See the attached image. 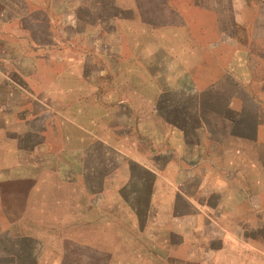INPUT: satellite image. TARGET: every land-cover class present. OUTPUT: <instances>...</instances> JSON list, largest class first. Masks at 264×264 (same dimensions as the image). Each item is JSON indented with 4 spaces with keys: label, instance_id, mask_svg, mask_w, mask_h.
<instances>
[{
    "label": "rangeland",
    "instance_id": "obj_1",
    "mask_svg": "<svg viewBox=\"0 0 264 264\" xmlns=\"http://www.w3.org/2000/svg\"><path fill=\"white\" fill-rule=\"evenodd\" d=\"M109 1L0 0V39L4 41L7 68L12 75L19 73L22 81L36 91L46 90L47 94L50 93L56 107L54 115L61 111L67 101L69 119L78 121L85 131L82 138L75 129H68L66 146L69 165L73 169L77 165L78 174L72 171L74 176L77 175L70 181L68 189L63 188L62 193L55 192L60 189L55 179L46 181L44 177L39 185L36 184L37 189L26 193V203L22 206V188L10 182L0 184V230L11 232L15 228L22 232L27 227V221L14 223L9 217L24 210L32 217L59 212L68 213L70 219H74L77 213L101 211L115 212L118 217L124 218L129 211L121 202L123 199L128 200L132 208H139L147 201V195H132L139 188L145 193L147 191L148 183L143 182L144 172L147 173L145 168L153 171L156 179V169L164 174H158L159 179L152 183L150 202L155 200L164 211L173 210L174 207V211L181 215L188 212L184 202L175 199L172 191L162 183L167 182L170 188L174 184L176 174L172 170L167 171L166 167L169 164L171 168H179L174 163L178 148L171 140L166 145V141L160 142L152 134L145 137L141 130L146 124L149 132L155 129L153 114L156 110L171 121L174 112L181 115L177 111L179 109L169 106L176 101V95L169 90L164 98L166 103H170L156 108L157 90L163 85L166 90H171L173 83L206 87V93L202 90L203 94L198 91L191 94V98L179 97V102L188 99L196 104L201 102L203 109H198V114L203 116V121L216 117V106L228 101L238 106L247 119L255 114L257 108L253 99L260 98L257 90L264 63L252 67L249 74L243 70L242 75L236 77L235 73L242 68L237 69L238 60L229 59L228 52H216L210 58L186 39L202 41L208 37L215 38L218 28L214 19L217 13H213L212 19L203 10L190 11L186 5L188 0H138L133 2L135 18L161 25V28L150 36L138 22L134 23L129 34L128 27L123 23V13L122 22L115 27L100 21L105 15L117 14L112 7L105 8ZM196 1L200 3V0ZM174 7L176 12L171 9ZM253 14L248 12L250 20L242 28L235 29L229 28L232 17L228 14L223 23L227 33L230 36H259L262 32L251 21ZM247 64L253 63L248 61ZM229 70L234 75L224 73ZM144 104L148 106L147 109ZM261 106L264 110V103ZM195 110L196 107L193 116ZM146 111L148 116L143 118ZM198 114L195 112L196 116ZM225 116L228 119L236 117L231 112ZM29 126L35 127L36 124L30 122ZM208 127H211L209 123ZM60 129H54L55 137ZM175 139L178 140L177 137ZM59 141L54 138L49 142L56 147ZM164 147L169 148V154ZM1 158L7 163L14 161L11 155ZM124 184H128L127 187H123ZM99 189L102 197L96 199ZM59 195H62L63 204L46 203L50 197ZM46 222L39 220L40 224ZM131 222L118 219L115 227L102 219L98 226L105 229L106 234L110 228L116 232L112 240L115 245L114 259L139 264L141 258H152V253L148 255L136 242L137 235L130 230ZM191 222L194 223V220L189 223L181 218L177 223L187 233ZM228 222L231 225L233 221L229 219ZM195 227H199V223ZM85 229L93 228L90 225ZM8 238L5 234L0 236V264H15L10 258L13 243ZM104 238L109 241V234ZM183 238L188 243L187 237ZM185 243L180 252H175V256L180 255L181 264H187L183 259L194 255ZM210 246L217 249L218 243L210 242ZM6 249L11 250L6 252ZM172 255V251L165 252L166 264L173 263L170 262Z\"/></svg>",
    "mask_w": 264,
    "mask_h": 264
},
{
    "label": "crops",
    "instance_id": "obj_2",
    "mask_svg": "<svg viewBox=\"0 0 264 264\" xmlns=\"http://www.w3.org/2000/svg\"><path fill=\"white\" fill-rule=\"evenodd\" d=\"M134 1L138 0H110L104 6L112 7L117 14L105 15L100 21L115 27L122 22L123 13V23L128 27L129 34L132 33L134 23L138 22L150 36L158 33L161 25L135 18ZM186 5L190 11L203 10L212 19L213 13H217L214 19L218 28L216 37L204 38L202 41L188 37L186 39L189 44L201 48L210 58L216 52H228L229 59L238 60L237 69L242 68L235 73L236 77H240L243 70L249 74L252 67L264 63V0H200V3L188 0ZM171 9L176 12L175 7ZM248 12L254 13L251 21L262 33L259 36H230L223 24L225 17L228 14L232 17L229 28H242L250 20ZM173 60L176 61L174 57ZM248 61L253 64H247ZM6 63L4 41L0 39V184L10 182L21 187L20 201L23 206L26 193L36 188V184L39 185L44 177L46 181L55 179L57 188H60L55 192L62 193L63 188L68 189L70 181L78 174L77 165L76 169L69 165V150L66 146L68 129H75L82 138L85 131L78 121L69 119L67 101L64 106L61 105V111L54 115L56 107L52 95L47 94L45 89L44 92L36 91L22 81L19 73L12 75ZM224 73L234 75L230 70ZM260 77L257 90L260 98L253 99L257 109L254 116L248 119L232 101L216 106L218 114L212 118L213 121H203V116L198 114V109H203L201 102L196 104L194 100L188 99L180 101V104L179 97L191 98V94L198 91L202 93V90L206 93V87L198 88L192 83H173L171 90H166L164 85L157 90L156 108L170 103H166L164 98L169 90L176 95V101L169 106L179 109L177 111L181 115L174 112L171 121L156 110L153 114L155 129L149 132L146 124L141 130L145 137L152 134L160 142L166 141V145L171 140L178 148V157L174 163L179 168H171L169 164L166 167L167 171L172 170L176 174L174 184L170 188L167 182L162 183L166 184L167 190L172 191L175 199L184 202L188 212L181 215L174 211V207L173 210L164 211L155 200L150 202L152 183L159 179L158 174H164L156 169V179L155 173L145 168L147 173L144 172L143 182L148 183L147 191L145 193L139 188L132 195H147V201L139 208H132L128 200L123 199L121 202L129 211L124 218L118 217L115 212L101 211L77 213L74 219H70L68 213L59 212L32 217L25 210L10 216L9 219L14 223H28L22 232L15 228L11 232L0 230V236L5 234L13 243L9 246L12 248L10 254L13 253L11 261L15 264H134L128 260L114 259L115 245L112 240L116 232L110 228L106 234L105 229L98 226L102 219L107 220L109 226L115 227L118 219H125L134 221L131 222L130 230L137 235L136 242L140 243L148 255L152 253V258H141L139 264H166L165 252L168 251L173 253L169 261L181 264L182 259L180 255L175 256V252H180L186 242L184 236L188 239L186 247L189 246L194 252L193 256L187 255V260L183 259L187 264H264V110L261 106L264 103V72ZM145 106L147 109L148 106ZM195 107L197 116L202 117V120L195 112L192 115ZM228 112L236 117L228 119L225 116ZM146 116L147 111L143 118ZM30 122L36 126L30 127ZM208 123L211 127H208ZM57 127L61 129L55 137L54 129ZM54 138L60 140L56 147L49 142ZM164 150L169 154V148L164 147ZM7 155L14 156L12 163L2 160L1 157ZM72 171L77 174L74 176ZM96 196V199H101V189ZM46 203L61 205L62 195L50 197ZM181 218L189 223L194 220L187 233L177 223ZM40 219L47 222L40 224ZM229 219L233 221L231 225ZM53 220L56 222L53 223ZM198 223L199 227H195ZM90 225L93 229H85ZM108 234L109 241L104 238ZM210 242H217V249H212ZM10 250L6 249V252Z\"/></svg>",
    "mask_w": 264,
    "mask_h": 264
}]
</instances>
